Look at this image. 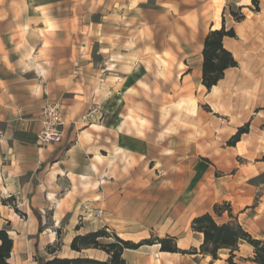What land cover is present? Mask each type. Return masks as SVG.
<instances>
[{
    "label": "crops",
    "instance_id": "crops-1",
    "mask_svg": "<svg viewBox=\"0 0 264 264\" xmlns=\"http://www.w3.org/2000/svg\"><path fill=\"white\" fill-rule=\"evenodd\" d=\"M7 1L22 11L36 10L33 0H1L0 5H9ZM89 1L71 3L85 11L89 8L83 4ZM227 6L243 7L245 14L241 22L229 14L225 19L236 37H226L224 47L238 66L228 69L208 90L202 83L204 41L211 30L223 27ZM102 8L103 3L96 2L91 11ZM104 8L109 13L120 10L123 19L83 24L92 31L87 36H55L69 45L59 51L49 46L46 36L30 35L35 27L30 20L0 22L15 29L0 32V74L24 77L34 72L39 93L50 99L65 95L69 124L65 133L71 128L69 141L74 136L72 145L64 149L10 147L12 140L18 141L14 126L22 110L14 90L3 94L0 125L6 126L0 129V193L23 195L19 209L0 203V221L10 224L14 240L11 262L38 264V255L45 260L107 261L110 256L102 250L71 249L76 236L102 228L134 243L170 236L180 250L199 249L203 235L194 232L191 224L206 213L218 218L219 224L239 223L264 240V167L237 162L240 156L255 158L259 149L256 144L240 148L242 142L236 148L223 147L228 132L219 123L224 119L240 126L255 114L253 122L264 123V0L258 12L252 0H109ZM55 23L61 27L63 21ZM33 44L35 52L24 58L21 49ZM66 63L70 69L75 66L74 76L86 80L78 79L54 93L53 81L46 76L67 74ZM172 105L170 115L161 113ZM95 106L96 112L85 123L86 113ZM35 108L24 113L25 121L41 119L39 107ZM170 123V128L164 126ZM181 123L188 125L187 131ZM229 149L235 151L229 167L235 172L216 177V170H229L224 164L232 155ZM223 203L231 205V215L216 216L215 206ZM47 214L54 220L81 221L79 230L68 234L57 250L52 249L57 227L42 220ZM254 256V247L243 243L235 262L256 264ZM123 259L126 264H229L227 254L213 260L201 254L162 252L159 244L126 249Z\"/></svg>",
    "mask_w": 264,
    "mask_h": 264
},
{
    "label": "rangeland",
    "instance_id": "rangeland-1",
    "mask_svg": "<svg viewBox=\"0 0 264 264\" xmlns=\"http://www.w3.org/2000/svg\"><path fill=\"white\" fill-rule=\"evenodd\" d=\"M43 1L44 3L41 2L40 0H33L32 2L36 5V10L30 11V12L22 11L21 8L17 9L15 8L16 5H12L10 1H7L5 2V4L8 3L9 5L7 6L0 5V22L12 19V20H16L22 23L25 20H30L29 22L33 23L32 25L35 26L32 32H30L31 33L30 35H33V37H35L36 39H38L39 37L46 36L48 38L47 42L49 46L52 48H55L56 51H59V48L64 47V46L69 47V45L65 44L66 39L61 40L55 36H64V37L87 36L89 34H92V31L90 27L87 29L84 28L83 24L90 26L91 22H94L95 24L101 25L103 24L104 21L107 23H113L114 21H121V19H123L122 15H120L123 13H120V10H118V12L116 13H114L113 11L109 13L107 12V9L104 8L106 4L109 2V0H98V1L90 0L89 2H85V4H83L84 7L89 8L88 10H85V11H82L80 9H74V5L71 2L75 3V0H50V1L43 0ZM153 1L154 0H151V2ZM17 2L19 3V1ZM96 2H100L101 4L103 3V8L100 11L99 10L91 11L96 5ZM131 14H135V13H131ZM62 21H63V24L61 25V27H58V25L60 24L55 23V22H62ZM50 25H53V26H50ZM100 25H98V27L102 29ZM11 30H15V29H11L8 26L6 27V26L0 25V32L1 31L9 32ZM19 30H23V29L19 28ZM103 30L104 32L107 33L108 27L106 26L105 29ZM26 33L27 32L25 29V31H21L20 35L22 36V35H25ZM35 46L36 44L35 45L33 44L27 47L26 49L25 48L21 49L22 54L24 55V58L25 57L30 58V54L35 52ZM133 47H134V44H133ZM63 56H65V54L61 55L62 57L60 58L62 59L61 63L65 62V60H63V58L65 57ZM56 57H59V54H56ZM66 58L68 57L66 56ZM31 61H34V60H31ZM69 64L63 65V66H69V68L67 67L68 69L67 74L65 75L55 74L52 76H46V79L48 82L53 81L54 93H61V91H63L65 86H68V87L72 86L78 79L86 80V77L74 76L73 72H71V69L73 68L75 69V66H72L70 69ZM57 71L59 72L60 70H57ZM62 71H65V70H62ZM37 78L38 76L34 72L24 77L17 75V74H11V73H5V74L1 73L0 74V100L1 101L3 100L2 102H5L6 97H3L4 96L3 94L5 92L14 90V93L17 94L16 100L21 106V110H22L21 114L19 115V121L17 122L18 125L14 126V130L17 133L15 136L16 137L15 140H18V141L12 140L11 143H9L10 147H13L19 144L20 146H23V147H29L30 145H35L38 148H42V149L48 148V147L64 149L68 146H71L73 143L74 136L71 141H69V139H70L71 133L73 132V129L70 128L67 131L68 135L67 133H65V139L63 143L58 144V145H51L48 147H43L37 143V137H38L37 132H38L40 120H26L25 121V118H28V117L24 115V113L28 111L36 110L35 107L37 106V108L39 107L37 109L39 111V113L37 114V117L38 116L41 117L42 111L44 107L46 106V104L56 102V101H61L63 105L64 114H65V104L63 101V98L65 97V95L63 97H59L56 99H50L49 95L45 96L44 94L39 93L38 90L34 88V83H36L35 79ZM88 78L90 79V77ZM83 83L85 82L82 81L80 85H83ZM100 93L98 94V96L100 95ZM50 94H51V91H50ZM104 94H107V91H105ZM234 96L236 97V93H234ZM97 108L98 107L95 106L88 113H86L85 117L88 120H85V123L89 122V119H91L90 118L91 115L96 112ZM103 109L104 111H106V108H103ZM171 109H174V105L165 107L161 109L160 111H162L161 113H168L170 115ZM206 109L208 110V107H206ZM261 109H264V104ZM259 110H256L255 113H257ZM254 116H256V114ZM253 117L252 119H250L249 121L245 122L243 125H240V126L237 124L229 123V121L228 122L224 121V119L219 120V123H221L223 127H227V132H228V140L226 142H223V147L236 148L239 142H242V144H240V148L241 147L248 148L256 144L259 150L255 158L252 156H248V157L240 156L237 158V162L239 164H246L248 162H251V163L256 162V163H259L260 167H264V123L258 120L256 122H253ZM174 118H177V115ZM180 125L184 127L185 129L183 130V132L187 131L188 125L182 124V123ZM5 126H6V123L0 125V129L3 130ZM164 126H167L170 128L172 126V123H170L169 125H164ZM68 127H69V124H68V121L66 120V114H65V129L67 130ZM240 129H244V131H247V133L240 135L238 142L230 144V142L233 141V138L238 134ZM251 132L253 134H250ZM6 148L9 149L8 145H6ZM229 151H231L232 155H229L227 161L224 163L227 165V168H229L232 163L230 159H233V161H235V156H234L235 151L233 149L231 150L229 149ZM234 172L235 171H231L229 168L228 171L216 170L214 172V175L216 177H221V176L224 177L227 175H231ZM22 196L23 195L21 194L17 196H9L8 194H5L3 196V194L0 193V198L7 197L5 199L2 198L0 200V203L3 204V200L9 201L7 203L8 206L14 207L15 209H19L21 207V205L19 204H20V198H22ZM224 204L225 203L219 204V206L223 207ZM222 209L224 212H227L228 214H231L232 212L231 205H230V210H227V208H224V207ZM20 216L22 220H24L23 218L24 215L20 214ZM216 219H217L216 221L220 222L218 218ZM42 220L49 227H52V228L57 227L55 230L56 242L52 248L53 250H57L61 248V246L63 245V242H65V240L67 239V236H69L68 234L76 233V230H79L80 225H81V221L79 219L54 220L52 219V216L50 214L45 215V217H43ZM3 227H7L11 229V226L7 225V222L0 221V228H3ZM191 227H192V224H191ZM109 233L111 234V232ZM114 241L115 240L113 238L101 239V242L104 244L112 243ZM194 242L195 244L198 243V236H195ZM193 249L195 248H191L189 252H191ZM221 254H227V259H228L229 255L227 252H221ZM37 257H40V256L38 255ZM234 262H235V259H234ZM235 263L238 264V262H235Z\"/></svg>",
    "mask_w": 264,
    "mask_h": 264
},
{
    "label": "trees",
    "instance_id": "trees-1",
    "mask_svg": "<svg viewBox=\"0 0 264 264\" xmlns=\"http://www.w3.org/2000/svg\"><path fill=\"white\" fill-rule=\"evenodd\" d=\"M261 0H252L253 10L260 11ZM229 14L236 22L245 19L243 7L227 6L224 9L223 20L224 25L220 30H211L204 41L203 49V66H202V83L211 90L214 86L224 78L225 72L230 68L238 66L233 54L224 47V39L226 37L235 38L236 34L233 28L225 26L226 15ZM247 133L244 129H240L238 134L233 138L230 144L238 142L239 136ZM9 201H3L6 205ZM224 208L230 210V205L225 203ZM223 207L216 205L214 208L216 216H222ZM231 215V214H230ZM1 220V215H0ZM10 225V224H7ZM192 229L197 234L203 235V243L199 249H193L191 252L180 250L177 247L176 239L170 236L165 238L152 237L140 243L126 241L120 238L115 232L107 228L91 232L85 235L76 236L72 243L73 251L82 252L86 249H98L106 252L110 258L107 261H100L91 258H54L45 260L36 257L38 264H126L123 259V252L126 249L137 250L145 245L159 244L162 252L180 253V254H201L211 256L213 260L220 259L221 252H227L229 264H236L234 259L236 252L243 243H247L254 247L255 256L253 262L256 264H264V240L258 239L250 234L241 224L230 222L219 224L215 217L210 213H206L195 218L192 222ZM111 232V234L109 233ZM113 238L112 243H102L101 239ZM14 248V240L9 234V228H0V264H14L11 262V254ZM50 250V248H49Z\"/></svg>",
    "mask_w": 264,
    "mask_h": 264
},
{
    "label": "built area",
    "instance_id": "built-area-1",
    "mask_svg": "<svg viewBox=\"0 0 264 264\" xmlns=\"http://www.w3.org/2000/svg\"><path fill=\"white\" fill-rule=\"evenodd\" d=\"M64 139L65 114L63 105L61 101L47 103L42 111L37 143L40 146L48 147L61 144Z\"/></svg>",
    "mask_w": 264,
    "mask_h": 264
}]
</instances>
